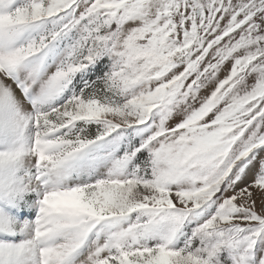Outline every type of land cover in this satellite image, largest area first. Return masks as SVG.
<instances>
[{"label":"snow or ice","instance_id":"1","mask_svg":"<svg viewBox=\"0 0 264 264\" xmlns=\"http://www.w3.org/2000/svg\"><path fill=\"white\" fill-rule=\"evenodd\" d=\"M0 264H264V0H0Z\"/></svg>","mask_w":264,"mask_h":264}]
</instances>
